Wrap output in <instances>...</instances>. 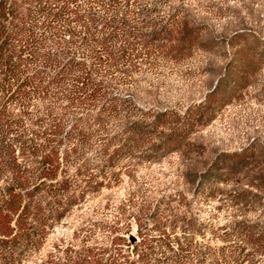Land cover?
Segmentation results:
<instances>
[{
	"label": "trees",
	"instance_id": "16d2710c",
	"mask_svg": "<svg viewBox=\"0 0 264 264\" xmlns=\"http://www.w3.org/2000/svg\"><path fill=\"white\" fill-rule=\"evenodd\" d=\"M198 6L200 0H0L4 264L27 260L73 206L103 186L91 173L78 179L67 171H114L127 158L165 157L252 83L264 67V36L251 28L212 35ZM218 47L225 62L198 101L183 111L137 102L147 77ZM88 151L95 163H79ZM263 162L264 145L256 143L219 152L199 185ZM255 178L264 205V171ZM147 218L132 243L127 229L105 245L55 244L33 264H264V219H237L205 239L206 225L168 206L155 204Z\"/></svg>",
	"mask_w": 264,
	"mask_h": 264
},
{
	"label": "rangeland",
	"instance_id": "374dc122",
	"mask_svg": "<svg viewBox=\"0 0 264 264\" xmlns=\"http://www.w3.org/2000/svg\"><path fill=\"white\" fill-rule=\"evenodd\" d=\"M198 7V17L207 23L212 35L227 37L235 29L251 28L264 36V0H200ZM223 54L220 47L197 51L173 71L166 69L157 77H147L140 83L137 102L183 111L214 82L225 62ZM188 141L190 144L159 159L121 160L114 171H67L77 174L78 179L88 178L91 173L93 180H103V186L73 206L53 226L42 247L21 264L39 261L55 244L62 248L105 245L114 234L127 229L128 235L135 237L137 224L148 220L155 204L206 225L205 239L211 229L227 227L237 219H264L263 199L255 178L257 171H264V162L224 181L213 178L200 186L198 179L217 153L237 151L249 143L264 145V67L240 98L218 111ZM82 161L94 164L93 151H88L79 163ZM211 241L222 244L216 239ZM0 264L4 262L0 260Z\"/></svg>",
	"mask_w": 264,
	"mask_h": 264
},
{
	"label": "water",
	"instance_id": "95a60500",
	"mask_svg": "<svg viewBox=\"0 0 264 264\" xmlns=\"http://www.w3.org/2000/svg\"><path fill=\"white\" fill-rule=\"evenodd\" d=\"M129 241L132 243L135 240V237L132 234L128 235Z\"/></svg>",
	"mask_w": 264,
	"mask_h": 264
}]
</instances>
